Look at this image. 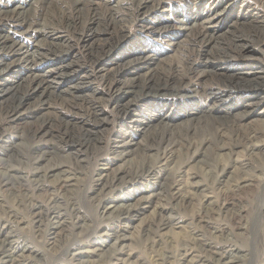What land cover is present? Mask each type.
<instances>
[{"label": "bare ground", "instance_id": "obj_1", "mask_svg": "<svg viewBox=\"0 0 264 264\" xmlns=\"http://www.w3.org/2000/svg\"><path fill=\"white\" fill-rule=\"evenodd\" d=\"M169 1L0 0V144L9 129L20 141L0 145V264H48L44 256L49 264H149L134 260L128 230L154 202L137 241L152 251L164 246L154 264H256L255 254L264 264V158L256 161L264 120L254 118L264 114V0H182L175 10ZM236 3L239 10L228 13ZM70 35L83 40L85 60ZM164 37L179 62L160 58L147 43ZM122 44L126 50L116 56ZM91 66L117 95L121 128L108 151L110 162L122 164H104L87 189L80 151H101L100 131L109 122L96 102ZM56 101L71 115L47 116ZM238 149L246 151L245 163L233 157ZM192 161L214 169L217 192L193 176L177 180ZM169 164L174 168L152 189L116 204L117 191ZM198 190L204 193L190 234L169 240L163 231L181 223L176 207L194 204ZM247 194L259 197L257 239L242 223ZM84 200L96 220L83 211ZM216 215L229 223L218 225ZM238 229L251 248L242 250Z\"/></svg>", "mask_w": 264, "mask_h": 264}, {"label": "rangeland", "instance_id": "obj_2", "mask_svg": "<svg viewBox=\"0 0 264 264\" xmlns=\"http://www.w3.org/2000/svg\"><path fill=\"white\" fill-rule=\"evenodd\" d=\"M183 5H185V2H183L182 0H170L167 3V9L168 10H170V9L175 10L176 8H182ZM225 5L226 4H224V6ZM240 5H241V3H236V5L234 4L233 8L229 9L228 13H236L237 10H239ZM261 10H262V12H260V13L263 14L264 8ZM231 19L232 18H230V20ZM223 30H225V28H220L218 30V33H221ZM219 31H221V32H219ZM70 37H71L70 40L72 41L73 45L76 48L77 56L80 58V60H82V61L85 60L86 58L84 56V51H83V49H81L83 47V40H82V43H80L77 41V38L75 36L70 35ZM33 39L30 41L27 40V42L28 43L32 42ZM164 39H168V38H166V37H164L162 39L149 38L148 40H147V38H144V39H141V41L145 42L147 40V43H149L151 46H154V51L159 53L158 55L160 58H163L167 55L170 57V59L171 58L173 59V62H175V61L179 62V60H181V57H182L181 54L178 53L175 55L172 52H170L168 50V48H166L167 46H166V43L163 41ZM124 46L125 45L122 44L118 47V50L116 51V56L123 54L125 52L126 47H124ZM177 62H175V63H177ZM260 64L264 66V60H262L260 62ZM47 67H48V64L41 66L40 69L44 70ZM88 72H89V74H91V77L93 80V85L96 88H98V90L100 92L99 95H97L98 99L96 100V102H98V105L103 110L104 116H106L108 118V121H109L106 124L105 128L100 131V136L103 140V144H102L103 149L101 151H99L98 153L95 151H92V150L86 151L85 149L84 150L82 149L80 151V156L82 158H84V169H83L84 172L82 174L83 175L82 176V178H83L82 183H83L85 188L90 189L91 188L90 185L93 184L92 179H93L94 175H97V172L99 171L98 169L103 168L104 164H106L107 162H110V160L113 158L112 153H110V151H108V150H109V147L111 146L113 140L116 138V135L118 134V132L121 128L120 122L122 121V119L118 115V113L116 112V109L114 106V102L117 99V95L111 93L108 90V87L106 86L105 82L103 81V78L101 77L100 71L97 68H94V66H91L88 69ZM140 72L141 73L146 72V69L142 68L140 70ZM12 79H13V77H12ZM198 100L203 101L200 98H198ZM51 109L52 110L49 111L50 113L47 116H53L54 112H61V111L71 115L70 114L71 112L68 111L67 109H65L64 106L60 102H57V101ZM216 113L220 114V111H217ZM254 118L259 120L258 124H260L264 120V114L263 115L256 114V115H254ZM1 119H2L1 121L3 123L6 122V118L4 116H2ZM15 136H16L15 130L9 129L6 133L3 134V139L1 140L2 142L0 145L9 144V143L14 142V141L16 143H19L20 141ZM135 138L139 139L138 136H135ZM218 152L221 155L224 153V151H218ZM233 157L240 159L241 162H243V163H245L248 160V156H246V151H244L242 149H238L236 151V153H234ZM260 157L264 158V151L259 153V156L256 159L257 162H260V160L258 159ZM218 160L227 162L229 159H227V161H225L226 157L220 156ZM228 163H230V162H227L225 164H228ZM121 164H122V162H120V161H112L109 163V165L112 166L113 168L114 167L117 168V167L121 166ZM173 166H174V164L173 165L169 164L168 166L161 165L159 168H157V169H159L157 171V175L150 177V179H147V180L143 181L142 183L139 182V183L134 184L133 185L134 187L129 188V191L127 190L128 187L125 190L117 191V194H115V197L117 198L116 204L123 203L122 200H125V198H127L130 195L136 194L141 189H145V190L152 189L153 187L151 188L150 186H153V184L155 183V179L157 180V178H158V180L159 179L161 180V179L165 178V176H167L166 175L167 171L171 168H174ZM29 170H31V169H28V171ZM186 170L188 171V173L178 175V177H177V180H179L180 183L181 182L182 183L188 182L191 179V177L193 176L195 178H194V180L191 179V181L198 182L204 187L208 186V189H210V191L213 190L214 192H217L216 188H218V187L216 185H215V187L211 186L212 180H213L212 174L214 175V171H213L214 169L208 168V166H203L202 170H200V165H197L196 162L194 163V161H192V162H189V165H187ZM92 174H94V175H92ZM176 174H178V171ZM257 174L260 175L259 171H257ZM172 177H173V175H171V177H169L168 179H172ZM214 188H215V190H214ZM203 193L204 192L201 190H198L197 192H195L194 198L196 200L194 199V204L192 203V205H189V206H187L185 204L179 205L178 209L176 207L175 212L178 213V216H180V222L181 223L178 225L179 227H173V229H172L173 233H172L170 228L164 230L163 233L165 234L166 238H168L170 240L173 237V240L176 242L181 237H187L190 234V231H191L190 217L192 215V212L195 209L197 210V204H198L197 199H199L200 196L203 195ZM262 193H264V192H262ZM211 194H213V193L211 192ZM258 200H259V197H257V195L256 196H250L249 194H247L246 196H244L241 199V203L239 204L241 207L243 206L244 208H246V211L243 215L242 223L243 224L246 223L250 227H252L251 233H249L247 236L248 237L255 236L256 239L260 238L261 234H262V232H261L262 229H261V227L258 226L260 223H258V221L255 218V216L257 214L256 208H257ZM156 204H157V202H154L152 204V207L149 208L147 211H145L143 214H141L136 221H132V223H130L131 227L128 230L129 236L134 238V241L130 242V245H131L130 248L135 251L134 254L136 253L134 256L135 257L134 260H137L138 258L140 259L142 257L143 259H147L149 264H154V259L157 258V256L159 255V252H161L165 249L164 246L163 245L160 247L157 246L152 251V249L146 248L145 246L141 245L139 242L137 243V241L141 237V234H142L141 230H142L144 222H147L150 220V218H152L153 212H154L153 210H154V207L156 206ZM82 209H83V211H86L85 213L88 214L91 221L96 220V218H97L96 212L93 210V208H91L89 206V203H87L85 200L82 203ZM182 210H183V212H182ZM215 220L218 223V225L219 224L223 225V224L229 223L228 218L224 217V216L216 215ZM235 232L237 234L236 240H238L239 245H242L241 246L242 250H247L249 248L248 246H250V248H251V246L253 244L250 243V245H248V243H246V239H244L243 237L240 236V234L243 233L242 230L238 229ZM95 238L99 242L104 241L103 240L104 238L101 239L100 237H97V235L95 236ZM25 240L27 242H29L27 238L23 239L22 241H25ZM33 242H34V245H36L39 249H43L42 244L40 242H38L36 240ZM108 243L112 244L113 242L110 241ZM263 249H264V246H261L260 250L262 251ZM40 257H42V256H40ZM42 259H43V261H45L46 263L49 264L50 260H49L48 256H44V258H42ZM259 260H260L259 254H255V263L260 264Z\"/></svg>", "mask_w": 264, "mask_h": 264}]
</instances>
